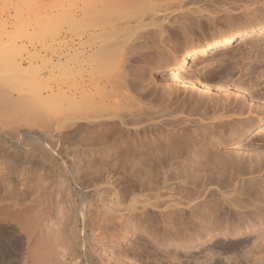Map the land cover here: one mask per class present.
Listing matches in <instances>:
<instances>
[{
  "label": "rangeland",
  "instance_id": "obj_1",
  "mask_svg": "<svg viewBox=\"0 0 264 264\" xmlns=\"http://www.w3.org/2000/svg\"><path fill=\"white\" fill-rule=\"evenodd\" d=\"M149 1L152 5L154 3L152 7L158 9H155L153 15L149 13L147 16L151 15V19H155L153 23L162 27L164 31L162 38L167 42L169 40L170 44L166 46L159 41L158 29L155 26L136 31L132 36L134 40L137 38L135 41L132 38L129 39V42L134 43L132 44L134 49L129 48V51L132 49L135 53L131 54L129 69L137 74L136 77L144 78V87L138 90L136 85L134 86L135 76L132 72L131 77L129 76L130 78L134 76L132 81L130 80L131 85L133 83L131 89L126 91V89H119L118 85H113L111 92L113 91L122 107L121 112L130 114L131 118L143 124L138 127L124 126L123 134L133 137L135 129L150 124L158 128L161 120H169L171 123H168L175 125L179 122L178 119L188 118L187 116L189 119H195L197 115L195 117L189 115L194 112L191 111L193 103L203 101V103L215 104L219 95L229 100L231 106L245 107L244 113L246 114L243 117L246 115L245 118L254 119L256 125L264 123V113H254L256 110L264 111V32L254 33L245 40L244 38L237 39L227 46L219 47L215 51L192 59L191 64L181 74L188 79H198L200 82L207 83L212 88V92L206 95L193 87H183V83L175 82L170 74V62H167L174 57L179 59L190 45L194 46L205 39L207 42L210 41L213 34L222 30L232 29L238 32L246 27V23L263 22L264 0H245V3L230 1V4L225 0ZM68 5L69 0H0V39H3L0 49L6 52L9 49L11 52L9 55L15 56L16 62L20 65V70L15 71L19 77L14 76V71L7 73L6 77L7 75H10V78L13 76L12 81L15 82L8 80L5 87L3 86L5 83L1 86L2 90L6 89L4 91H8L9 95L18 97V100L24 99L23 101L28 104L33 90L40 93L42 98H49L47 99L49 107L43 110L46 119L41 111V115L36 116L39 119H32V114H29L31 112L28 113L29 116L31 115L29 117L26 115L28 111L14 106L12 97H10L12 100L9 106L6 105L8 106V112L5 113L6 118L2 115L3 113L0 114L2 116H0L1 131L7 134L11 131L10 128L16 129L17 127L15 132L19 130L20 136L23 137L18 144V149L13 150L8 148L14 141L13 133L10 134L11 139L9 134L8 137L5 133L2 135L6 144H0V196L17 195L19 199L29 201L30 216L34 219H58V222L62 223L66 229L69 243L74 244L69 245L72 248L71 257L74 252L77 254L76 250L83 243V230L87 239L90 240L92 232L90 229H95L101 234L99 243L101 258L109 264H170L171 257H174L172 254L175 252L178 253L179 258L183 259H180L183 264L190 259L192 262L197 260L198 264H261L260 260H255L253 257L245 260L241 253L243 239L264 240V224L243 235L244 238L233 239L230 236L216 234L209 241L191 245L176 247L175 245L157 244L153 238L154 235L156 237L161 235L159 221L162 214L167 212V217H169L167 219L171 221L175 216L172 214L176 211L177 214L178 210L184 207L178 181H174L171 177L172 181L170 177H167L169 180L166 179L165 182L163 181L165 175H162L164 177L162 178L160 174L157 175L158 178L154 176L155 182L158 179L154 187L142 188L134 182V179L126 176L94 175L90 177L84 171L80 156H75L68 148L62 151L66 147L68 128L67 123L64 122L67 120L65 110L67 97L74 87L88 90L92 88L94 81V76L87 71H80L75 76L70 72L69 54L73 47H78L79 40L74 37L73 41V36L67 28L65 8H68ZM61 6H63L62 9ZM129 42L128 44L131 45ZM5 45L9 47L7 50L3 47ZM146 53L148 57L144 59L142 55ZM3 75L0 73V77ZM6 106H0L3 108L0 110L2 112L6 110ZM250 107L252 111H248ZM15 108H18L19 112L14 110ZM249 112H251L250 115ZM2 118L4 121L1 120ZM55 120L64 122L62 124L65 127L60 124L58 128ZM235 120H233L234 123L237 122ZM47 123L52 127L50 128ZM25 132L27 134H24ZM28 133L33 135L30 136ZM48 135L53 141H58L60 148L53 147L52 149L57 153L60 150L58 154L69 165L72 176L70 174L61 176L58 171H46L43 165L40 163L37 165L31 158L28 151L31 146L29 143L39 144L38 139L46 137L45 140L49 144ZM141 137L142 133L139 134V138H135L133 143H141ZM220 149L222 155L238 153L242 156L243 163L239 165L240 171L236 172V175L240 176L237 178L238 181L242 184L244 181H249L254 191L255 189L258 192L264 190V129L254 127L250 129V132L245 131V133L244 130L238 129L232 138L223 140ZM249 165L253 166V173L250 172L252 169ZM73 178L79 179L77 180L78 184L80 183L79 188L78 184H74ZM144 178V180L147 179V177ZM258 180L263 185L260 187L261 190H259L260 185H256V183L260 184ZM253 181L258 182L254 184ZM254 185H256L255 188ZM96 189L98 196L95 195L93 199H90L91 193ZM228 190L225 191V195L229 194ZM78 191L84 192L82 194L86 198L90 197L86 199L85 207L91 204L90 207L95 209V204L98 205L97 213L99 214L94 218L93 228L88 227L90 223L88 220V224L85 223L86 227L82 226L81 213H84V206ZM216 200L219 208L223 202L220 198ZM122 214L127 216L130 225L128 229L126 228L128 231L126 241L117 244L113 235L123 234L125 230V227L119 225L122 219L119 220L118 216ZM126 223L125 221L124 224ZM73 224L78 232L75 242L72 232ZM190 255L193 257H189ZM69 259L71 263L75 262ZM15 260L16 258L11 256L3 263L16 264ZM82 261L85 264V259L82 258Z\"/></svg>",
  "mask_w": 264,
  "mask_h": 264
},
{
  "label": "bare ground",
  "instance_id": "obj_2",
  "mask_svg": "<svg viewBox=\"0 0 264 264\" xmlns=\"http://www.w3.org/2000/svg\"><path fill=\"white\" fill-rule=\"evenodd\" d=\"M148 1L72 0L70 2L69 0L68 8L64 7L66 11L65 9L63 11L67 13V28L73 36L72 40L74 41V37L79 40L78 47H73L72 52L69 54L70 72L75 76L80 71H87L94 76V81L92 82V88L88 90L82 87L80 89L74 87L67 97V107L65 109L67 120H64L68 127L66 147H63L64 150L61 148V150L64 152L68 148L72 154L80 156L84 171L90 177L94 175L126 176L134 179V182L142 188L154 187L158 182V179L157 182H155L156 179L154 181V176L160 174V177L165 175V178L162 177L165 182L169 180L167 177H170V180L178 181L176 183L179 184L178 188L184 200V207L180 208L177 214V211L175 213L173 211L174 214L170 212L172 216L175 215L171 221L167 219L169 218L167 212V214L161 213V219L158 220L161 224V235L159 237L154 235L153 238L157 244L175 245L176 247L191 245L209 241L216 234L230 236L233 239L242 238L243 235L264 224V190H261L262 184L259 180L260 184L256 183V185H260L259 190L263 191L261 194V191L258 192L255 189V191L257 190L255 192L254 189H251L253 185L249 181H247L248 183L244 181L243 184L238 181L237 178L240 176L236 175V172L240 171L239 168L243 163L242 156L238 153L235 155H222L220 147L223 140L232 138L238 129L244 130V133L245 131L250 132V129L254 127L264 129V123L256 125L254 119L245 118L246 115L243 117L246 114L244 113L245 107L231 106L229 100L225 97H219V95V99L215 104L203 103V101L193 103L191 111L194 112L189 115H194L193 117L197 115L195 119H189V116H187L188 118L178 119L179 122H176L175 125L170 124L171 121L169 120H161L158 128H154L152 127L154 125L150 124L135 129L133 137L123 134L124 126L138 127L143 124V122L131 118L130 114L122 113V107L115 98L113 91L111 92L113 85H118L119 89H126V91L131 89L133 83L131 85L130 80L134 76V86L136 85L135 87L138 90L144 87V78L141 76L136 77L137 74L134 71H132L134 76L130 78V73H133L129 69V62H131V54L135 53L132 49L129 51V48L134 47L132 45L134 43L129 42V39L136 31L155 26L158 29L159 41L166 46L169 43V40L167 42L162 38L164 32L162 27L153 23L155 19H151V15L158 8L156 6V8L152 7L154 3L152 5ZM225 1L228 3L237 1L235 3H238L245 0ZM238 8L240 9L239 6ZM149 13H151L150 17L147 16ZM257 32H264V21L246 23V27L238 32L232 29L222 30L217 34H213L212 39L208 42L205 39L194 46H188L179 59L174 57L167 61L170 62L172 79L177 83H183V87H193L204 95L212 92V88L207 83L200 82L198 79H188L181 73L191 64L193 58L215 51L219 47L227 46L237 39L244 38L245 40ZM132 39L134 40V38ZM2 40L0 39V46H2ZM3 47H6V45ZM8 48L7 46L6 50ZM9 51V49L8 52L0 49V73L4 74L0 77V106H9L10 100L14 98V106L19 107L20 110L28 111L26 115L31 112L29 114H32V116L30 115L32 119H39L36 116L41 114L46 119L43 110L49 107V101L47 100L49 98H42L40 93L33 90L28 104L23 101L24 99L20 98L18 100V97L9 95L8 91H4L6 89L3 88L4 90H2L1 86L4 83L3 86L5 87L8 80L12 81L13 76L10 78V75H7L6 77L7 73L14 71L15 75H13L19 77L17 72L20 70V65L16 62L15 56L9 55L11 53ZM12 54L14 53L12 52ZM146 55L147 53L142 55L144 59L148 57ZM25 74L27 75V73ZM20 76L22 77V75ZM18 77L17 80H19ZM254 96L250 97L256 99L257 96ZM8 106H6L5 112H2L3 108L0 107L2 109L0 114L3 113L4 118H6ZM14 110L19 112L18 108ZM250 110H253L252 107L248 111ZM18 112L15 111V113ZM57 113L59 114V112ZM254 113H264V111L256 110ZM233 117L237 119L235 120ZM1 120L4 121L3 118ZM233 120L237 122L234 123ZM0 123L2 122L0 121ZM49 123L51 124V122ZM49 123H47L48 126H50ZM56 123V126L62 124L59 120ZM62 125L64 126V124ZM14 129L10 128L11 131L9 132L11 133L6 134L0 128V144H6V140L2 136L3 133L7 137L13 133L14 141L8 146L9 149L13 150L18 149V144L23 138L20 136L19 130L15 132L17 127ZM140 133H142L141 143L134 144L133 141L135 138H139ZM28 135L30 134L28 133ZM48 137L49 144L45 140L46 137H40L38 139L39 144L29 143L31 146L28 151L31 158L37 165L38 163L43 165V169L46 171H58L61 176L68 174L72 176L69 165L58 154L60 150H57V153L56 150L52 149L53 147L60 148L58 141H53L49 135ZM26 145L28 146V144ZM250 168L252 169L253 166H250ZM250 172L253 173V169ZM144 177H147L146 180L148 181L144 180ZM73 180L74 184L77 185L79 179L73 178ZM255 182L253 181L254 184ZM256 185H254V188ZM213 187L215 189H212ZM226 190H228V195H225ZM82 193H78L84 206V213H81L82 226L88 220L90 222L89 224L87 222L88 227L93 228V225H95L94 218L99 214L97 213L98 205L95 204V209L90 207L91 204L85 207L84 204L89 196L86 193L88 196L86 198ZM91 194L90 199H93L95 195L98 196L97 189ZM217 198H220V201L223 202L219 207L220 209L215 202ZM30 211L29 201L19 199L17 195L11 197L0 196V264H4V260L11 256L16 258V264H83L82 258L85 259V264H109L101 258L102 253L99 249L101 234L97 233L95 229H90L92 231L91 238L88 240L82 228L83 243L79 248L77 247L78 249L76 248L77 254L73 251L71 257L72 248L70 246L74 244L69 243L64 225L58 222V219H34L30 216ZM126 217L123 214L120 217L118 216L119 220L122 219L119 225L125 227V230L123 234L113 235V239L117 244H122L128 237L127 229L130 223ZM125 221L126 224H124ZM74 224L72 225V232L75 242L78 232ZM257 239L251 241L243 239L241 255L245 260L253 257L264 264V240ZM172 256L176 258L171 257L170 264H183V261H180L182 258H179L177 252ZM189 257L193 256L190 255ZM69 258L75 262L71 263ZM191 260H187L186 264H198L197 260H193V262Z\"/></svg>",
  "mask_w": 264,
  "mask_h": 264
}]
</instances>
